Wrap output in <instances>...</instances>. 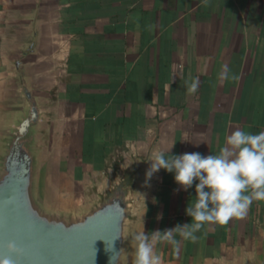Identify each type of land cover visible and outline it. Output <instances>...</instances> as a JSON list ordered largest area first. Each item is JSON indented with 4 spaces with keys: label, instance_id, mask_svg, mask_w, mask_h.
<instances>
[{
    "label": "crops",
    "instance_id": "1",
    "mask_svg": "<svg viewBox=\"0 0 264 264\" xmlns=\"http://www.w3.org/2000/svg\"><path fill=\"white\" fill-rule=\"evenodd\" d=\"M224 65L239 79L221 81ZM19 68L46 110L50 199L89 201L136 163L134 234L190 224L198 181L147 179L148 160L217 154L236 128L264 131V0H0V130ZM196 235L177 234L178 252L157 242L162 264L262 261L264 201Z\"/></svg>",
    "mask_w": 264,
    "mask_h": 264
},
{
    "label": "water",
    "instance_id": "2",
    "mask_svg": "<svg viewBox=\"0 0 264 264\" xmlns=\"http://www.w3.org/2000/svg\"><path fill=\"white\" fill-rule=\"evenodd\" d=\"M17 85L0 130V256L15 242L24 251L11 254L14 264H132L138 165L122 170L89 201L50 199L45 106L20 68Z\"/></svg>",
    "mask_w": 264,
    "mask_h": 264
},
{
    "label": "clouds",
    "instance_id": "3",
    "mask_svg": "<svg viewBox=\"0 0 264 264\" xmlns=\"http://www.w3.org/2000/svg\"><path fill=\"white\" fill-rule=\"evenodd\" d=\"M228 72L227 65H224L219 79H239L236 75L229 77ZM199 84V77L192 80L187 85L188 93H196ZM148 161L147 179L165 169L175 173V181L185 191L198 181L195 200L186 208V215L192 218V223L177 224L174 228L147 234L145 231L133 234L135 250L132 264H162L161 255L155 251L157 242H166L178 252L177 234L183 240L195 243L198 240L196 233L206 223L227 224L232 218H243L254 201H264V131L252 134L236 128L227 136L225 146L217 154L204 156L192 152L166 157L165 152L159 150L153 151ZM23 251L15 242H9V255L0 256V264H14L11 254L22 256Z\"/></svg>",
    "mask_w": 264,
    "mask_h": 264
}]
</instances>
